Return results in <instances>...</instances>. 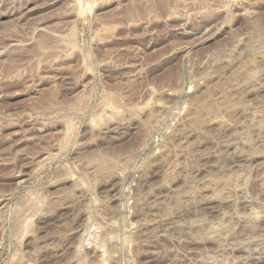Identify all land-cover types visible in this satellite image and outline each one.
I'll return each instance as SVG.
<instances>
[{"label": "rangeland", "instance_id": "obj_1", "mask_svg": "<svg viewBox=\"0 0 264 264\" xmlns=\"http://www.w3.org/2000/svg\"><path fill=\"white\" fill-rule=\"evenodd\" d=\"M0 264H264V0H0Z\"/></svg>", "mask_w": 264, "mask_h": 264}]
</instances>
